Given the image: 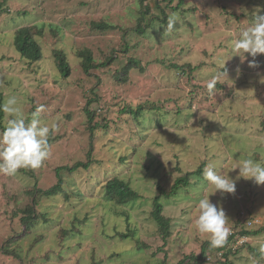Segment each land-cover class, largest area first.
Returning a JSON list of instances; mask_svg holds the SVG:
<instances>
[{
	"label": "rangeland",
	"instance_id": "1",
	"mask_svg": "<svg viewBox=\"0 0 264 264\" xmlns=\"http://www.w3.org/2000/svg\"><path fill=\"white\" fill-rule=\"evenodd\" d=\"M6 2L7 12L0 10V101L16 97L26 120L43 104L40 119L55 129L50 156L40 168L0 173V264H264L258 252L264 243V186L239 179L235 194L208 189L228 218L222 250L212 248L194 224L207 181L190 176L189 185L174 188L178 179L203 173L209 164L235 179L241 157L264 162V54L241 60L229 44L264 15V0H184L177 12L172 9L180 0ZM156 3L168 7L178 23L167 32L157 19L143 36L126 34L128 57L142 64L128 83L119 84L113 76L127 59L124 30L136 26L140 10ZM103 21L115 28L103 32ZM22 28L35 34L40 61L30 63L18 51L15 39ZM87 49L97 62L114 49L121 54L115 64L86 75L79 53ZM56 51L67 55L68 78L59 71ZM176 62L198 69L192 76L171 68ZM224 64L228 80H218L209 91L207 81ZM96 94L100 101L88 107ZM76 162L89 168L63 172V195L33 199L26 193L33 184L52 188L56 169ZM117 175L140 196L120 208L104 198L106 182ZM157 196L170 221L167 242L152 218ZM31 215L35 218L23 221Z\"/></svg>",
	"mask_w": 264,
	"mask_h": 264
},
{
	"label": "clouds",
	"instance_id": "2",
	"mask_svg": "<svg viewBox=\"0 0 264 264\" xmlns=\"http://www.w3.org/2000/svg\"><path fill=\"white\" fill-rule=\"evenodd\" d=\"M178 23L173 14L168 18L165 31L170 32ZM231 53L240 56L244 60L245 54L255 58L258 54H264V15L256 17L251 25L240 31L237 38L229 41ZM250 67H256L254 61L249 63ZM237 75L240 68H237ZM227 78L228 73L225 64L215 75L207 81V89L212 91L218 80ZM45 111L43 104L36 107L31 113V119L26 120L22 106L16 97H8L0 103V112L3 116V130L0 131V173L14 175L21 169H38L50 156L51 145L49 144L50 134L54 131L55 125L51 128L41 119V113ZM222 166L209 164L203 170V178L207 181L204 188L205 195L199 199L196 208L198 216L194 221L196 230L208 236L212 248L220 247L228 236V218L223 207H217L210 200L207 194L209 188L224 194H235L236 182L239 179L252 180L256 185L264 186V162L252 158L241 157L234 168L239 169L235 179L229 177L228 172L219 170ZM212 194V195H214ZM261 257H264V243L258 247Z\"/></svg>",
	"mask_w": 264,
	"mask_h": 264
},
{
	"label": "trees",
	"instance_id": "3",
	"mask_svg": "<svg viewBox=\"0 0 264 264\" xmlns=\"http://www.w3.org/2000/svg\"><path fill=\"white\" fill-rule=\"evenodd\" d=\"M170 4L174 2V0H170ZM7 5L6 0L2 1L0 3V10L6 11L7 9L4 8V6ZM142 6H144V2L141 3ZM184 5V0H180L179 5L173 7L172 12H177L179 11ZM168 7H162L160 3H156L153 7H148L145 9H142L139 11L140 16L137 19L136 26L133 27L132 29L124 30L123 33V43H124V51L123 53L126 58V63L123 65L120 69V71H117L113 78L116 82H119V84H126L128 83V80L130 79V73L138 69L141 64L142 60L130 56L128 57V53L130 51V46L128 44V41H126V34L130 32H136L138 35H145L146 30L150 29L152 24L155 23L157 19L162 24H167V19L169 17L167 9ZM192 10V9H191ZM193 11V10H192ZM147 14H149V21L145 17ZM152 16V17H151ZM102 24L105 25H99V28L105 32L110 29H114L115 27L113 25H110L109 22L103 21ZM35 27L40 28L38 25H35ZM44 31V28L42 27L40 32L42 33ZM16 47L22 57L26 59L27 61L31 62H38L43 58V51L41 48V45L37 42L35 39V34L32 32L31 28H22L17 32L16 36ZM121 54V51L114 49L109 57H105L103 61H96L94 58V54L91 50L87 49L79 53V58L81 60V67L86 75H90L92 70H102L107 68L108 66L110 67L112 64H115L117 59ZM55 59L57 62V66L59 68L60 73L62 74L63 77L68 78L71 75V66L68 61L67 55L64 51H56L55 53ZM171 68L181 71V72H186V70L189 71V74H193L196 72L197 65H192L191 63H184V64H179V63H172ZM141 70H143V67H141ZM191 76V77H192ZM219 88V87H218ZM225 88V87H224ZM100 100L98 99V94L94 96L93 99H90L88 103V107H90L93 103L99 102ZM2 103V101H0ZM129 109V107H127ZM142 109V107H140ZM126 112V111H125ZM130 114H132L134 117L139 118V111L131 109L129 111ZM170 113V112H169ZM180 113V112H178ZM88 114L91 115V113L88 111ZM168 114V113H167ZM3 113L0 112V131L3 130V124H2V118H3ZM93 131L96 130V127L91 128ZM135 151V150H134ZM126 157H124L125 159ZM80 168L83 169H88L89 168V163L85 164L82 162H76L74 166H66V167H61L56 169V174L58 178V183L53 186L52 188L50 187L49 189H39L37 184H33L28 186L26 193L31 194L32 198H36V194L43 195L45 197H54V196H59L63 195L64 192L66 193V188L67 186L65 180H63V172L68 170L70 173L76 172ZM201 168V167H200ZM203 168V167H202ZM202 169L196 171V172H191L186 175L184 178H180L176 181L174 188L175 190L178 189L181 185H189V178L190 176H199L200 178L203 179L202 175ZM69 196V195H68ZM66 197V196H65ZM104 198L112 203L115 204L116 207H124L126 205H129L132 202L137 201L140 196L139 193L132 188V186L124 180L120 175L116 176L114 179H111L106 182L105 184V190H104ZM154 204V211L152 212V218L155 220V222L158 225L159 233L162 235L164 238L165 242H167V239L170 237V221L167 219L163 213H164V205L160 201V196H157L155 200L153 201ZM118 207V208H120ZM27 212H30L32 214L33 210H29ZM34 219L35 217H25L23 219L24 222H28L29 219ZM248 235V232H243V235ZM130 235H122V238H129ZM7 241H5L6 243ZM9 242V241H8ZM218 250H222L223 247H217ZM14 252H9V254H13ZM118 256V255H117Z\"/></svg>",
	"mask_w": 264,
	"mask_h": 264
}]
</instances>
